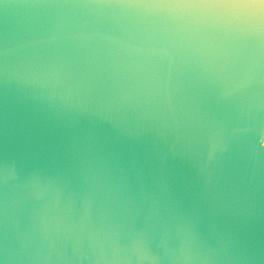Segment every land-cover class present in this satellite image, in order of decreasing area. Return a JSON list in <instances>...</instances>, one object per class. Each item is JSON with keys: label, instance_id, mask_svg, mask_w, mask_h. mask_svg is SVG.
<instances>
[{"label": "water", "instance_id": "water-1", "mask_svg": "<svg viewBox=\"0 0 264 264\" xmlns=\"http://www.w3.org/2000/svg\"><path fill=\"white\" fill-rule=\"evenodd\" d=\"M255 16L0 0V264H264Z\"/></svg>", "mask_w": 264, "mask_h": 264}, {"label": "snow or ice", "instance_id": "snow-or-ice-1", "mask_svg": "<svg viewBox=\"0 0 264 264\" xmlns=\"http://www.w3.org/2000/svg\"><path fill=\"white\" fill-rule=\"evenodd\" d=\"M199 3L216 8H229L237 12H254L256 0H198Z\"/></svg>", "mask_w": 264, "mask_h": 264}, {"label": "clouds", "instance_id": "clouds-1", "mask_svg": "<svg viewBox=\"0 0 264 264\" xmlns=\"http://www.w3.org/2000/svg\"><path fill=\"white\" fill-rule=\"evenodd\" d=\"M255 19L257 20H261V19H264V0H256V3H255Z\"/></svg>", "mask_w": 264, "mask_h": 264}]
</instances>
